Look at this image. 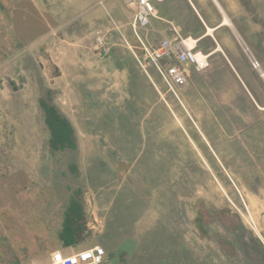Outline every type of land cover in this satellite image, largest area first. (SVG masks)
I'll return each instance as SVG.
<instances>
[{
    "label": "rangeland",
    "instance_id": "obj_1",
    "mask_svg": "<svg viewBox=\"0 0 264 264\" xmlns=\"http://www.w3.org/2000/svg\"><path fill=\"white\" fill-rule=\"evenodd\" d=\"M241 1L225 0L264 73V0ZM152 3L184 32L169 11L180 0ZM131 17L121 0H0V264L95 245L114 255L102 264H255L244 254V242L264 247V81L253 58L221 29L237 73L214 54L177 99L129 50L142 54ZM152 23L138 31L150 45L166 25ZM41 99L70 121L76 149L50 152ZM72 201L85 227L80 244L64 246ZM200 202L229 209L236 231L215 220L201 234Z\"/></svg>",
    "mask_w": 264,
    "mask_h": 264
},
{
    "label": "built area",
    "instance_id": "obj_2",
    "mask_svg": "<svg viewBox=\"0 0 264 264\" xmlns=\"http://www.w3.org/2000/svg\"><path fill=\"white\" fill-rule=\"evenodd\" d=\"M132 10L129 25L137 41L141 44L142 54L138 57L127 44L129 50L139 64L141 70L154 85L147 73V67H152L166 88L178 99L176 90L188 85L191 72L194 74L204 72L209 66L212 52H203L198 47V39L184 36L170 22L167 23L161 39L154 45L147 43L140 37L138 31L146 29L152 20H162L154 7V1L160 0H121ZM192 39L193 44L188 46L185 41ZM100 41V39H98ZM101 42V41H100ZM102 46V45H101ZM254 68L258 67L255 60L251 61ZM106 251L103 247L95 245L90 248L62 253L55 250L49 254L46 262L40 264H102L106 262ZM26 264H38L30 261Z\"/></svg>",
    "mask_w": 264,
    "mask_h": 264
},
{
    "label": "trees",
    "instance_id": "obj_3",
    "mask_svg": "<svg viewBox=\"0 0 264 264\" xmlns=\"http://www.w3.org/2000/svg\"><path fill=\"white\" fill-rule=\"evenodd\" d=\"M38 105L42 112L43 126L48 132V148L50 152L76 149L75 132L70 121L60 113L51 101L41 99ZM212 209V212H210L204 207L203 203H199V214L194 219V224L199 229V232L201 234L205 233L206 221H218L225 230L234 233L240 224L239 218L231 213L229 209H216L214 207ZM64 215L63 229L59 233L62 244L64 246L80 244L83 238V223H85L82 204L79 201H72L66 208ZM244 254L255 264H264V247L258 239L250 243V245L244 242ZM121 255L125 258L127 253L123 252ZM107 257L112 259L114 255L108 253Z\"/></svg>",
    "mask_w": 264,
    "mask_h": 264
},
{
    "label": "crops",
    "instance_id": "obj_4",
    "mask_svg": "<svg viewBox=\"0 0 264 264\" xmlns=\"http://www.w3.org/2000/svg\"><path fill=\"white\" fill-rule=\"evenodd\" d=\"M162 1H165V0H160L156 2H162ZM209 1L213 9V13H215V16L211 15L204 7L201 6L200 0H180V3L182 5L179 8H176L175 10L173 9L175 5L172 6V3H171V7L169 8V11L175 18L174 21H176V23L181 27V29H183L184 32L181 33L177 29V27L174 25L173 20L163 19L158 14V16L162 20H157V21L160 23L166 24L163 31H160V32L165 31L168 22L174 25L176 29L179 31V33H181L184 36H191L189 32H192V31L199 32V30L202 29V33L197 34L196 36H191L193 38L198 39V47L202 40H204L205 38H210L211 41L213 42L214 47L212 50L206 51V52H212L211 56L217 53L222 54V56L225 58L229 67L234 72H236V69L234 67L235 64L233 60L229 58L227 50L224 48V45L221 42V40L217 38L216 34L218 31H220L223 28L230 29L234 33L236 38L243 44V48L249 54L250 58H253L251 53L247 49V45L242 39L241 32L239 31V28L237 26L239 23H237L235 20L239 14L236 13L234 5L231 3H228L227 5L225 0H209ZM237 3L240 5L243 4L241 0H239V2L237 0ZM239 10L240 9L238 7V12ZM224 16L227 18L228 24L223 23ZM152 24L154 23H152L151 21V25ZM209 29L211 30L210 32H208ZM253 60L255 59L253 58ZM253 60L251 59V61ZM256 69L258 70L260 77L264 81V73L263 71L260 70L259 64Z\"/></svg>",
    "mask_w": 264,
    "mask_h": 264
},
{
    "label": "bare ground",
    "instance_id": "obj_5",
    "mask_svg": "<svg viewBox=\"0 0 264 264\" xmlns=\"http://www.w3.org/2000/svg\"><path fill=\"white\" fill-rule=\"evenodd\" d=\"M223 23L225 24H228V20L227 18L224 16V19H223ZM211 30L209 29L208 32H210ZM192 39H188L187 41H185V43L188 45V46H191L193 44V41H191ZM260 109H264V107H260Z\"/></svg>",
    "mask_w": 264,
    "mask_h": 264
},
{
    "label": "flooded vegetation",
    "instance_id": "obj_6",
    "mask_svg": "<svg viewBox=\"0 0 264 264\" xmlns=\"http://www.w3.org/2000/svg\"><path fill=\"white\" fill-rule=\"evenodd\" d=\"M68 206H69V204H68ZM68 206H67V207H68ZM67 207H66V208H67ZM65 210H66V209H65ZM64 213H65V211H64ZM64 217H65V215H63V220H62V224H61V230H60V232H61L62 229H63ZM83 227H85V223H83ZM60 232H59V233H60ZM58 236H59V234H58ZM59 239H60V238H59ZM61 242H62V241H61Z\"/></svg>",
    "mask_w": 264,
    "mask_h": 264
}]
</instances>
